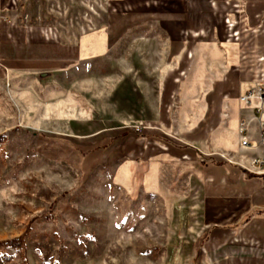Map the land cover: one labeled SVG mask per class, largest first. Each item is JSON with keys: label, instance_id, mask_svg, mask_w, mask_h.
Wrapping results in <instances>:
<instances>
[{"label": "rangeland", "instance_id": "374dc122", "mask_svg": "<svg viewBox=\"0 0 264 264\" xmlns=\"http://www.w3.org/2000/svg\"><path fill=\"white\" fill-rule=\"evenodd\" d=\"M262 13L264 0H0L6 264L22 260L1 244L22 237L28 264H264L243 184L263 176L260 155L211 136L210 74L194 64L210 45L256 51Z\"/></svg>", "mask_w": 264, "mask_h": 264}, {"label": "crops", "instance_id": "0c3cea01", "mask_svg": "<svg viewBox=\"0 0 264 264\" xmlns=\"http://www.w3.org/2000/svg\"><path fill=\"white\" fill-rule=\"evenodd\" d=\"M185 9L192 10V13L199 10L195 7V4ZM185 9L183 8V10ZM209 17L211 18L212 16ZM203 23L205 24V22H202L201 26ZM193 25H195L194 22ZM232 36L235 41H239L241 35L236 32ZM201 52V48L195 52L194 64L201 65L199 67L203 68L204 74H210L208 77L211 83L208 84V93L205 97L208 99L211 115L209 121L214 123V135L210 133L211 136L222 139L225 144V151L236 152L239 150L240 145V126L242 122H245L248 126L247 135L252 146L239 151L243 153V150H247L252 154L261 155V123L264 122V112L262 114L256 112L259 106L257 101H253L247 106L240 101V98L251 85L254 78L250 70L253 64L252 55L253 53L264 54V44L256 51H249L231 44L225 45V50H220L217 45H214V47L210 45L208 54ZM207 60L208 63H206ZM218 106H220L219 111H217ZM217 112L220 115H217ZM211 160L217 161V158L214 157ZM218 162L225 164L223 161ZM243 174L246 176L243 184L251 189L246 194L249 201L248 208L252 210L249 216L252 217L255 214L256 218L264 221V176H255L247 172Z\"/></svg>", "mask_w": 264, "mask_h": 264}, {"label": "built area", "instance_id": "2783aa9c", "mask_svg": "<svg viewBox=\"0 0 264 264\" xmlns=\"http://www.w3.org/2000/svg\"><path fill=\"white\" fill-rule=\"evenodd\" d=\"M247 57V56H245ZM253 64L250 67V70L253 73V81L251 85L244 91L243 95L240 98V101L245 105H250L253 101H257L259 106L256 109L258 114L264 112V54L258 55V53H253L252 55ZM262 124V136L260 141L261 146V155L257 159H254L251 165L254 168L260 170L259 173H262L264 176V122ZM248 126L245 122L241 123L240 126V135L242 138V145L245 148L252 146L247 135Z\"/></svg>", "mask_w": 264, "mask_h": 264}, {"label": "trees", "instance_id": "16d2710c", "mask_svg": "<svg viewBox=\"0 0 264 264\" xmlns=\"http://www.w3.org/2000/svg\"><path fill=\"white\" fill-rule=\"evenodd\" d=\"M200 156V155H199ZM2 246L10 247L12 249H15L17 253L19 254L22 264H28L27 258H26V252H25V243L23 240V237L20 239H16L11 242L2 243ZM11 258L5 255H0V264H6L10 262Z\"/></svg>", "mask_w": 264, "mask_h": 264}]
</instances>
